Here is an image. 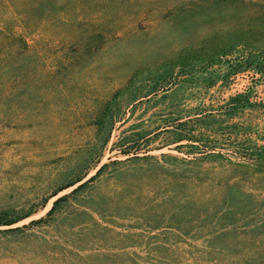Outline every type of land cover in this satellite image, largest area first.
<instances>
[{
    "label": "rangeland",
    "instance_id": "obj_1",
    "mask_svg": "<svg viewBox=\"0 0 264 264\" xmlns=\"http://www.w3.org/2000/svg\"><path fill=\"white\" fill-rule=\"evenodd\" d=\"M0 264H264V0H0Z\"/></svg>",
    "mask_w": 264,
    "mask_h": 264
}]
</instances>
